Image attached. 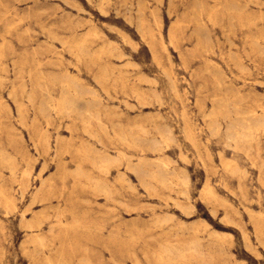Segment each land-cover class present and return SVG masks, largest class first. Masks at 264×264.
Here are the masks:
<instances>
[{
	"label": "rangeland",
	"instance_id": "1",
	"mask_svg": "<svg viewBox=\"0 0 264 264\" xmlns=\"http://www.w3.org/2000/svg\"><path fill=\"white\" fill-rule=\"evenodd\" d=\"M0 264H264V0H0Z\"/></svg>",
	"mask_w": 264,
	"mask_h": 264
},
{
	"label": "bare ground",
	"instance_id": "2",
	"mask_svg": "<svg viewBox=\"0 0 264 264\" xmlns=\"http://www.w3.org/2000/svg\"><path fill=\"white\" fill-rule=\"evenodd\" d=\"M139 1H140V0H139ZM225 3H226V2H225ZM236 3H237V2H236ZM237 4H239V3H237ZM226 5H227V4H226ZM201 7H202V6H201ZM144 8H145V7H144ZM216 8H217V7H216ZM216 8H215V9H216ZM242 9H243V8H242ZM216 10H217V9H216ZM233 10H235V9H233ZM147 11H148V10H147ZM194 11H195V9H194ZM200 11H201V10H200ZM151 12H152V11H151ZM226 13H227V12H226ZM142 16H143V14H142ZM229 17H230V16H229ZM198 18H199V16H198ZM200 19H201V18H200ZM228 19H229V18H228ZM231 20H232V18H231ZM220 21H221V20H220ZM231 23H232V22H231ZM199 25H200V24H199ZM199 25H197V26H199ZM139 26H140V24H139ZM139 26H138V27H139ZM158 26H159V24H158ZM199 27H200V26H199ZM201 27H202V25H201ZM201 27H200V28H201ZM139 28L141 29V27H139ZM139 28H138V29H139ZM204 28H205V26H204ZM140 29H139V30H140ZM201 31H202V30H201ZM204 31H205V30H204ZM148 38H149V37H148ZM244 42H245V41H244ZM80 45H81V44H80ZM257 49H258V48H257ZM210 51H211V50H210ZM105 53H106V52H105ZM110 54H111V53H110ZM110 56H111V55H110ZM76 58H78V57H76ZM154 58H155V56H154ZM78 59H79V58H78ZM69 69H70V68H69ZM211 69H212V68H211ZM68 71H69V70H68ZM69 73H70V72H69ZM105 77H106V76H105ZM93 78H94V77H93ZM126 80H127V79H126ZM67 81H68V80H67ZM223 83H224V82H223ZM230 84H231V83H230ZM222 85H224V84H222ZM232 85H233V84H232ZM223 87H224V86H223ZM234 88H235V87H234ZM63 91H64V89H63ZM227 93H228V92H227ZM69 94H70V93H69ZM63 96H64V95H63ZM67 98H68V97H67ZM62 99H63V98H62ZM90 101H91V100H90ZM242 101H243V100H242ZM62 102H63V101H62ZM88 102H89V101H88ZM79 103H80V102H79ZM65 104H66V105L68 104V106H70V105L72 106V105H73V102H72L71 100L66 99V100H64V102H63V105H65ZM91 104H92V103H91ZM75 105H76V104H75ZM73 106H74V105H73ZM73 106H72V107H73ZM74 108H76V107H74ZM71 110H72V109H71ZM232 110H233V109H232ZM259 111H260V110H259ZM64 112H65V111H64ZM64 112H63V113H64ZM233 112H234V111H233ZM67 114H68V113H67ZM253 114H255V113H253ZM251 115H252V114H251ZM245 116H246V115H245ZM231 118H232V117H231ZM223 119H224V118H223ZM251 122H252V121H251ZM218 126H220V125H218ZM227 127H228V126H227ZM219 128H220V127H219ZM245 132H247V131H245ZM248 133H249V132H248ZM231 135H232V134H231ZM231 135H230V136H231ZM235 136H236V135H235ZM237 137H238V136H237ZM242 137H243V136H242ZM227 138H228V137H227ZM229 138H230V137H229ZM238 139H239V138H238ZM242 140H243V139H242ZM245 141H246V140H245ZM122 142H123V141H122ZM155 162H156V161H155ZM135 165H136V164H135ZM161 167H162V166H161ZM133 170H134V169H133ZM171 173H172V172H171ZM168 176H169V175H168ZM59 180H60V178H59Z\"/></svg>",
	"mask_w": 264,
	"mask_h": 264
}]
</instances>
